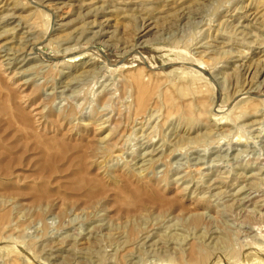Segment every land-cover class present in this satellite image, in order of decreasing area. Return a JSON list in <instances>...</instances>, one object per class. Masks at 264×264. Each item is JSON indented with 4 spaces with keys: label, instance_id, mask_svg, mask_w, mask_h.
Segmentation results:
<instances>
[{
    "label": "rangeland",
    "instance_id": "1",
    "mask_svg": "<svg viewBox=\"0 0 264 264\" xmlns=\"http://www.w3.org/2000/svg\"><path fill=\"white\" fill-rule=\"evenodd\" d=\"M0 264H264V0H0Z\"/></svg>",
    "mask_w": 264,
    "mask_h": 264
}]
</instances>
